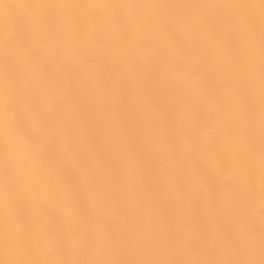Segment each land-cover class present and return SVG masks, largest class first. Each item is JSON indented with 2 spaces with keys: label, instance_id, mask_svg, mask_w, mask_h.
<instances>
[{
  "label": "snow or ice",
  "instance_id": "obj_1",
  "mask_svg": "<svg viewBox=\"0 0 264 264\" xmlns=\"http://www.w3.org/2000/svg\"><path fill=\"white\" fill-rule=\"evenodd\" d=\"M0 264H264V0H0Z\"/></svg>",
  "mask_w": 264,
  "mask_h": 264
}]
</instances>
